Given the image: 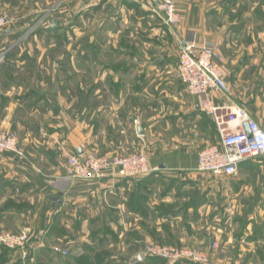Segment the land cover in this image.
I'll use <instances>...</instances> for the list:
<instances>
[{"label": "crops", "instance_id": "0c3cea01", "mask_svg": "<svg viewBox=\"0 0 264 264\" xmlns=\"http://www.w3.org/2000/svg\"><path fill=\"white\" fill-rule=\"evenodd\" d=\"M50 2L65 9L62 18L78 9L77 27L60 26L67 45L77 38L76 79L70 57L60 77L76 80V91L49 88L51 74L41 67L50 60L15 56L19 35L29 36L19 23L39 11L43 23L58 8H40ZM157 3L0 0V13L12 19L0 36L6 54L0 129L17 134L23 153L0 154V233L29 231L30 264H169L136 258L146 243L176 241L182 233L171 218L186 199L167 197L159 180L174 172L198 174V147L219 140L213 118L195 110V97L176 75L178 48L189 33L214 42L223 57L232 94L214 92L213 100L242 106L264 130V0H176L181 22L172 27L161 21ZM38 31L27 43L54 32ZM150 145L160 155L148 156L149 164L162 169L146 176L84 181L67 174L71 155L125 154ZM206 173L216 179L205 200L211 213L206 231L192 229L190 238L208 241L212 264H264V157L241 162L234 176ZM211 241L218 247L211 249ZM19 263L17 252L0 248V264Z\"/></svg>", "mask_w": 264, "mask_h": 264}, {"label": "built area", "instance_id": "2783aa9c", "mask_svg": "<svg viewBox=\"0 0 264 264\" xmlns=\"http://www.w3.org/2000/svg\"><path fill=\"white\" fill-rule=\"evenodd\" d=\"M157 12L166 25L173 26L180 21L176 0H158ZM7 24V15L0 13V33ZM222 62L223 57L214 42H199L191 32L179 45L176 74L187 92L195 97V110L213 118L219 136L217 143L205 147L197 154L196 169L200 172L234 176L241 162L264 157V130L242 106L223 105L213 100L214 92L227 98L232 94L224 78ZM5 152L17 156L23 154L17 134L0 129V154ZM67 161L68 176L84 181L100 180L109 176L141 177L157 170L156 166L149 164L144 149L107 155L84 151L69 156ZM28 241V230L0 234V244L18 253L19 264L32 262ZM184 255L194 261L206 260L194 251L182 252L160 244L146 245L136 258L142 261L146 256H150L175 264Z\"/></svg>", "mask_w": 264, "mask_h": 264}, {"label": "rangeland", "instance_id": "374dc122", "mask_svg": "<svg viewBox=\"0 0 264 264\" xmlns=\"http://www.w3.org/2000/svg\"><path fill=\"white\" fill-rule=\"evenodd\" d=\"M83 1L91 2L94 5H96L95 4L96 2H100V1H95V0H83ZM51 4L52 2L43 3V5H40V8L46 7L48 9L54 10L56 6L58 5L57 3H55V6L51 7L50 6ZM57 7L58 8L54 11L52 15H47V16L45 15L43 17V19L46 18L43 23L38 22L40 19L39 17L42 14V12L40 11L37 14L38 17L35 18L33 16L29 22L22 23V24L19 23V25L25 24L24 26L27 27L26 30L28 31L29 36H32L31 32L33 31L37 32L40 26L46 27L50 29V31H54V32H50V34H43V33L42 35L38 34V38H37V41H35V44L34 43L32 44L30 42L27 43L28 41L27 38L29 36L25 38L26 35L24 33L23 34L21 33L19 36H22V37L17 44L19 45L20 48H19L18 53L15 56L24 58V59L42 58L44 60H50L49 62L50 65L48 66L43 65L41 67L42 70L45 71V73L51 74L50 75L51 80L49 82L51 87L49 86V88L50 89L52 88L53 89H56V88L57 89H69L70 91L72 90L76 91L78 89V83L76 80L69 81V80H66V78H60V77H61L62 69L66 67L63 64L64 63L63 59H67V57H70V59H72V64H71L72 66H70V73H71L70 76L75 74V76L73 77L76 79L77 49L72 47V44H75L77 42V38H76V34H74L75 37H73V39L70 40V44L67 45L66 42H64L65 40H62V38L60 37L62 36L61 34L62 31H61L60 26L66 27L69 25L72 26V24H74L75 27H77L75 13L77 12L78 9L77 7L73 8V11L70 14L71 16L69 15L67 18V15H66V17L62 18V13L65 9H63L61 5ZM156 13L158 14L157 6H156ZM51 20H53L54 22L51 23ZM11 22H12L11 17L10 18L8 17L7 26L11 24ZM69 22L71 24H69ZM180 22H181V17H180V21L175 25L180 24ZM2 32L0 33V36ZM71 38H72V35H71ZM4 57H6V54L0 53V59ZM176 68H177V65H176ZM21 69H23L22 71H25V66L24 65L21 66ZM93 85H94L93 81H87L85 83L86 89H93ZM73 99L76 100L75 98ZM205 147L207 146H204V145L199 146L197 154ZM141 148H144V147H139V149L137 148L133 151L140 150ZM144 151L150 157H159L160 155L158 153V150L152 145H150V147L146 146L144 148ZM155 166L157 167L156 171H160L162 169L158 165H155ZM197 173L198 174L190 173L188 175L187 174L185 175V174H181L178 172L177 173L174 172V173L167 174L165 178H162L159 180L160 184H159L158 189L159 191H162L165 189L167 192V197L174 198L177 195H179V197L186 199V200H181L184 202H183V207L180 206L181 207L180 209L183 208L180 211V213H177V215L171 214L174 216L171 219L174 221H178L177 222L178 225H176L175 228L177 229L181 228L182 233L178 236L179 238L176 241H156V242H149L144 245L145 247L148 244H160L165 247H174L176 249L181 250L182 252L194 251L198 253L202 259H206L203 261L202 260L194 261L191 259V257L184 255L181 257V260L177 262L180 264H212V260L214 259V258H211L210 253L207 251L209 244H208V241H206L204 237H199V239H196V240L190 238V233L192 232V229L193 231L196 230L198 233H202L206 231V216L211 213L210 210H207L206 203H205L206 196H207V189H209V187L210 188L213 187L215 189L216 187V179L214 177L211 178L210 176H208V173L200 172L198 170H197ZM172 203L173 202L168 203V206L169 207L175 206V204H172ZM176 205H180V204H176ZM221 217H222L221 214L219 213L216 214L215 216L216 223L220 222V220L218 219H221ZM195 219H196V223H195ZM191 223H195L197 225L194 228H192L190 226ZM218 228H219V231L217 232L220 234L221 227H218ZM23 230H26V229H22L21 231ZM18 232H10V233H18ZM3 233H6V232H3ZM210 247L211 249L218 247V242L211 241ZM0 248L1 250H5V249L9 250L7 247H5L2 244H0ZM244 260H245V257H243V261ZM251 262H254L253 259L251 260Z\"/></svg>", "mask_w": 264, "mask_h": 264}, {"label": "water", "instance_id": "95a60500", "mask_svg": "<svg viewBox=\"0 0 264 264\" xmlns=\"http://www.w3.org/2000/svg\"><path fill=\"white\" fill-rule=\"evenodd\" d=\"M245 128L247 129V126L245 125ZM164 165H161V167H163ZM136 259H134V261H135Z\"/></svg>", "mask_w": 264, "mask_h": 264}, {"label": "trees", "instance_id": "16d2710c", "mask_svg": "<svg viewBox=\"0 0 264 264\" xmlns=\"http://www.w3.org/2000/svg\"><path fill=\"white\" fill-rule=\"evenodd\" d=\"M146 176V175H145ZM175 264H180V263H175Z\"/></svg>", "mask_w": 264, "mask_h": 264}]
</instances>
